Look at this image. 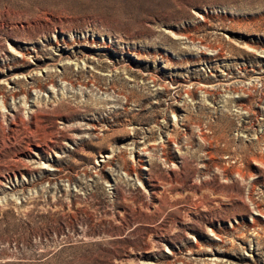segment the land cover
<instances>
[{"label": "rangeland", "instance_id": "374dc122", "mask_svg": "<svg viewBox=\"0 0 264 264\" xmlns=\"http://www.w3.org/2000/svg\"><path fill=\"white\" fill-rule=\"evenodd\" d=\"M0 264H264V0H0Z\"/></svg>", "mask_w": 264, "mask_h": 264}]
</instances>
